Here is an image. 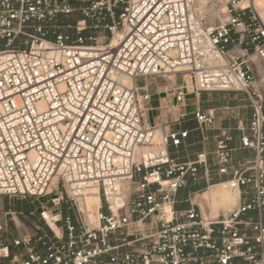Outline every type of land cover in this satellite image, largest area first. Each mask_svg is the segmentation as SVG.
Wrapping results in <instances>:
<instances>
[{
  "label": "built area",
  "instance_id": "1",
  "mask_svg": "<svg viewBox=\"0 0 264 264\" xmlns=\"http://www.w3.org/2000/svg\"><path fill=\"white\" fill-rule=\"evenodd\" d=\"M221 1L227 18L209 28L201 0H0V198H48L39 219L47 226L45 212L55 214L60 230L0 235V264H264L263 99L250 55L226 56L244 47L264 65V25L242 0ZM179 74L196 98L244 95L252 118L236 114L237 147L211 111L186 113V85L172 91L171 124L148 122V81ZM189 116L200 134L219 133L214 150L179 162L168 149L189 131L170 125ZM238 150L253 157L230 170ZM221 183L236 203L204 218L197 197ZM89 187L96 221L60 213Z\"/></svg>",
  "mask_w": 264,
  "mask_h": 264
},
{
  "label": "rangeland",
  "instance_id": "2",
  "mask_svg": "<svg viewBox=\"0 0 264 264\" xmlns=\"http://www.w3.org/2000/svg\"><path fill=\"white\" fill-rule=\"evenodd\" d=\"M254 0H250V7L255 13L257 19L261 24L264 25V22L260 21L259 15L261 13V10L257 9L253 5ZM211 4H213L211 9ZM208 5V6H207ZM206 5V23L209 28H213L220 23H224L227 14L226 12H221V8L225 7L223 2L221 0H212L211 3H208ZM264 13V10H262ZM78 19V16L73 15L70 17L68 22L70 24H74L75 21ZM2 42H0V45ZM240 47H232L230 48L229 52L233 53L235 56H237V52L239 51ZM251 61L254 65V72L256 77V84L258 86V92L262 96L263 99V113H264V75L262 69H264V65L259 62V60L256 57L251 58ZM262 71V72H261ZM148 83L151 85V92L157 91L160 93V91H166L168 95V99L166 100L165 96L163 94L157 95L155 94L151 102L148 104L147 109H149L147 113L148 122L151 125L156 124H163L165 121H167L168 124L170 123V120L176 118V109L172 108V105L169 103L170 99L172 98V91L174 87L186 85L188 88L189 96L187 97V104H193L195 103V96L191 94L190 92L195 89L194 83H191L190 78L186 74H179L177 76H167L164 79H155V80H149ZM200 94V100L199 102H206V103H219V102H225L229 101L232 98L237 101L238 104L245 106L248 108V101L245 99L244 95L242 94H228V93H205L201 92ZM226 94V95H225ZM235 95V96H234ZM151 109V110H150ZM189 107L186 109V113H189ZM242 110V109H241ZM182 122V121H180ZM171 128L172 125H170ZM56 188V186L54 187ZM57 192H62L63 198L65 200V192L64 189H62L61 186L58 187L57 190H54L53 193L56 194ZM204 192V191H203ZM202 193L199 194L197 197V201L200 200L203 196ZM181 197L184 199L185 197V191L181 192ZM45 200H48L46 198ZM45 200L43 201H34L29 199H17V198H0V235L3 239H9L11 236H15V233L18 231L24 232L27 231L29 233L35 232V227H39V229L44 232L46 235L51 236L52 233L49 231L47 226L43 221L39 219V211L40 206L44 205ZM198 203V202H197ZM200 205V204H199ZM202 208V213L205 217H212L215 218L218 215L225 214L229 209L227 210H220L217 214H211L210 208L205 202H202L200 205ZM68 203H61L60 206V213L62 215L69 214L70 216H74L76 214V208L78 209V204H76V207L73 206V209L71 210L67 209ZM232 208V207H231ZM27 211L28 213H26ZM31 213V215L29 214ZM37 218V219H36ZM65 236V234H63Z\"/></svg>",
  "mask_w": 264,
  "mask_h": 264
},
{
  "label": "crops",
  "instance_id": "3",
  "mask_svg": "<svg viewBox=\"0 0 264 264\" xmlns=\"http://www.w3.org/2000/svg\"><path fill=\"white\" fill-rule=\"evenodd\" d=\"M245 54L250 55L249 56L250 60L251 58L254 57L251 54L250 50L247 51L244 47H240L239 51L237 52V56H243ZM228 56L230 58L237 57L231 52H228ZM158 93L159 92L155 91L153 92V95L158 94ZM199 100H200V94L197 96V98L195 97V103L190 104V105L188 104L189 113H191L195 108H199L202 111H211L215 118L216 129H220V131H223V130L227 131L228 129H230V134L235 139V141L232 142L229 146L231 148L237 147L238 146L237 138L240 136V134L235 130V127L237 125L236 114H238L239 117L243 119V124L246 125L248 121L252 118V110L249 107V105H248V108H246L245 106L238 104L237 101L234 100V98H232L229 101L219 102V103L199 102ZM225 107H228L229 111L227 112L223 111L222 109ZM172 127L173 128L171 127L170 128L189 131V135L187 139L184 141V144L179 149L175 150L171 147L168 149L170 155L172 157H175L179 162L191 161L195 158L196 154L199 152H211L212 150H214L215 145H216V139L214 137L218 135L219 131L214 130V131H208V132L200 134L196 130V124L192 120L191 116H189L186 120H183L179 124L174 125ZM205 137L207 138L206 140H205ZM252 157H253V153L250 150L235 151L232 155V162H231L230 170H232L238 162L251 159ZM230 177H231V174L229 173L227 175L220 176L219 180L225 181V180H228ZM183 191L185 190H181L178 193V200L180 199L182 200L181 192ZM177 208L184 209L186 208V205H178ZM25 212L28 213L27 211ZM29 214L31 215V213ZM16 231L17 232L15 233V236H11V237H16L21 234V231H18V230ZM37 235H45V233L42 232L39 229V227H37ZM37 252L44 254V249L41 246H37Z\"/></svg>",
  "mask_w": 264,
  "mask_h": 264
},
{
  "label": "bare ground",
  "instance_id": "4",
  "mask_svg": "<svg viewBox=\"0 0 264 264\" xmlns=\"http://www.w3.org/2000/svg\"><path fill=\"white\" fill-rule=\"evenodd\" d=\"M207 1L208 0H201V5H202L201 8H203V6L208 3ZM253 5L257 9L261 10V13L259 15V19L263 23L264 22V13L262 12V10H264V0H254ZM212 6H213V4H211V9H212ZM248 6H250V0H242V2L239 4V7H241V8H246ZM201 10H203V9H201ZM203 11L205 12V14H207V12H208L206 10H203ZM221 12L225 13L226 8L222 7ZM117 36H120V34H117ZM116 37H114V39H112L113 44L115 42ZM226 56H227V59L229 61L235 59V58H230L228 56V52L226 53ZM262 70H264V69H262ZM263 75H264V71H263ZM169 76H172V75H169ZM159 138H160V131L158 129H156L154 131V134H153L152 143L156 145L159 142ZM53 187H55V186H53ZM54 189H56V188H54ZM202 196L203 197L197 201L198 202L197 204L201 205L202 202H205L208 205V207L210 208L211 214H217L220 210L230 209L236 203L235 194H233L232 192H229L226 189L225 185L222 183L221 184H215L214 186H212L208 190L204 191ZM98 204H99V197H98L97 188L96 187H89L84 192V197H82L78 203V210L83 216L85 215L87 217L88 215H90V221L94 222V221H96L95 220V213H96V209L98 207ZM200 205H199V207L201 209L202 207ZM201 212H202V209H201ZM202 215H203V213H202ZM44 216H45L46 224H47L48 228L52 232H54L57 236H59L60 230L53 223V221L57 220L58 217L55 214L50 215L48 212H45ZM218 216H220V215H218ZM203 217L207 218L204 215H203ZM208 217H210V216H208ZM217 217H215V218H217Z\"/></svg>",
  "mask_w": 264,
  "mask_h": 264
},
{
  "label": "trees",
  "instance_id": "5",
  "mask_svg": "<svg viewBox=\"0 0 264 264\" xmlns=\"http://www.w3.org/2000/svg\"><path fill=\"white\" fill-rule=\"evenodd\" d=\"M197 188H198V186L197 187H187V188H185L184 189L185 190V195L187 194V192L192 191V190L197 189Z\"/></svg>",
  "mask_w": 264,
  "mask_h": 264
}]
</instances>
